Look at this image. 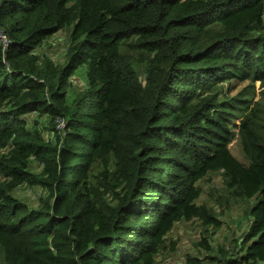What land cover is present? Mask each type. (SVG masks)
Wrapping results in <instances>:
<instances>
[{"label": "trees", "instance_id": "obj_1", "mask_svg": "<svg viewBox=\"0 0 264 264\" xmlns=\"http://www.w3.org/2000/svg\"><path fill=\"white\" fill-rule=\"evenodd\" d=\"M70 24L62 63L35 52ZM0 29L5 264H155L176 222L217 223L199 202L213 170L254 199L250 222L187 264H264V125L230 94L264 86V0H0ZM237 108L247 162L229 149Z\"/></svg>", "mask_w": 264, "mask_h": 264}, {"label": "rangeland", "instance_id": "obj_2", "mask_svg": "<svg viewBox=\"0 0 264 264\" xmlns=\"http://www.w3.org/2000/svg\"><path fill=\"white\" fill-rule=\"evenodd\" d=\"M71 29L72 24L59 28L38 44L35 47V52L62 63L65 59L66 46L70 42ZM74 78L76 81H72L69 93H73L77 88L87 84L85 63L76 66L70 80ZM245 84L246 81L242 82L236 89L230 91V94L237 90L247 89L248 93L245 97H251L250 107L258 106L260 108L258 121L264 125V86L260 85L259 80L254 81L253 87H244ZM240 111L237 108L230 119L232 139L229 142V149L237 159L247 162L237 129ZM228 180L229 175L222 170L209 171L199 180L201 190L199 202L206 203L210 209L214 210L217 223L212 219L205 220L202 218L176 222L167 234L164 246L156 256L155 264H187L189 257L203 258L207 253L206 246L215 250L220 249V247L228 251L231 250V246L236 243L235 240L240 238L250 222L249 210L254 199L236 196L228 188ZM17 194L26 200L34 201L37 191L35 188L22 185L17 190ZM214 253L216 254V252ZM0 264H5L1 245Z\"/></svg>", "mask_w": 264, "mask_h": 264}, {"label": "built area", "instance_id": "obj_3", "mask_svg": "<svg viewBox=\"0 0 264 264\" xmlns=\"http://www.w3.org/2000/svg\"><path fill=\"white\" fill-rule=\"evenodd\" d=\"M6 37H7V35L5 34V32L2 29H0V44L3 48L6 47L4 45L8 44ZM2 44H4V45H2ZM64 123H65L64 118H62L61 116H57L55 119V126L54 127H56L58 130H60L64 126Z\"/></svg>", "mask_w": 264, "mask_h": 264}, {"label": "bare ground", "instance_id": "obj_4", "mask_svg": "<svg viewBox=\"0 0 264 264\" xmlns=\"http://www.w3.org/2000/svg\"><path fill=\"white\" fill-rule=\"evenodd\" d=\"M2 45H4V44H2ZM5 46V45H4Z\"/></svg>", "mask_w": 264, "mask_h": 264}]
</instances>
